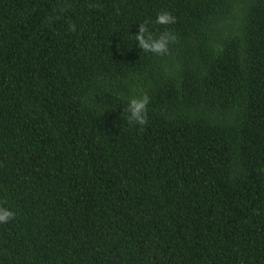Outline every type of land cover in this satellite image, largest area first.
<instances>
[{"label":"trees","instance_id":"1","mask_svg":"<svg viewBox=\"0 0 264 264\" xmlns=\"http://www.w3.org/2000/svg\"><path fill=\"white\" fill-rule=\"evenodd\" d=\"M0 204V264H264V0H0Z\"/></svg>","mask_w":264,"mask_h":264},{"label":"clouds","instance_id":"2","mask_svg":"<svg viewBox=\"0 0 264 264\" xmlns=\"http://www.w3.org/2000/svg\"><path fill=\"white\" fill-rule=\"evenodd\" d=\"M174 17L169 13L159 14L157 17V23H173ZM147 23H151V21H147ZM146 28L142 25L140 27V32L135 35V39L139 41L142 48L151 49L155 52H161L167 50V44L170 39H174V37L169 33L165 36L161 37L159 40L154 41L153 43H149L148 39L145 38ZM150 38V37H149ZM150 100L148 96H144L142 99H132L129 103V111L131 112V117H129V122L139 123L140 125H144L147 123V106ZM15 216V212L10 208L0 204V224L11 221Z\"/></svg>","mask_w":264,"mask_h":264}]
</instances>
